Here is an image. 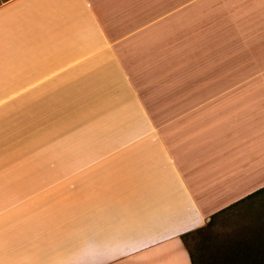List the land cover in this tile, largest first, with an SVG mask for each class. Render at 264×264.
I'll use <instances>...</instances> for the list:
<instances>
[{"label":"crops","instance_id":"0c3cea01","mask_svg":"<svg viewBox=\"0 0 264 264\" xmlns=\"http://www.w3.org/2000/svg\"><path fill=\"white\" fill-rule=\"evenodd\" d=\"M168 8L0 4V264H192L181 236L264 186L263 66L154 101L136 82Z\"/></svg>","mask_w":264,"mask_h":264},{"label":"rangeland","instance_id":"374dc122","mask_svg":"<svg viewBox=\"0 0 264 264\" xmlns=\"http://www.w3.org/2000/svg\"><path fill=\"white\" fill-rule=\"evenodd\" d=\"M168 2L167 10L154 15L162 23L152 33L168 40L152 43L162 52L146 60L151 69L143 75L146 84L134 75L146 86L148 101L175 98L182 87L192 94L189 89L200 82L236 80L239 67L248 69L249 76L252 67H264V0Z\"/></svg>","mask_w":264,"mask_h":264},{"label":"trees","instance_id":"16d2710c","mask_svg":"<svg viewBox=\"0 0 264 264\" xmlns=\"http://www.w3.org/2000/svg\"><path fill=\"white\" fill-rule=\"evenodd\" d=\"M181 239L192 264H264V186L215 212Z\"/></svg>","mask_w":264,"mask_h":264}]
</instances>
